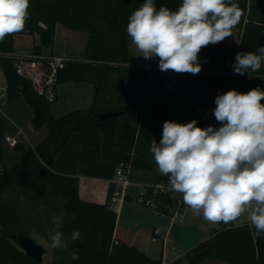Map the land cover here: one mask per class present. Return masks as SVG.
<instances>
[{"label": "trees", "instance_id": "1", "mask_svg": "<svg viewBox=\"0 0 264 264\" xmlns=\"http://www.w3.org/2000/svg\"><path fill=\"white\" fill-rule=\"evenodd\" d=\"M143 2L29 0L24 29L0 41V67L6 80L7 100L20 96L27 100L35 98L49 130L34 147L18 142L13 149L21 154V160L0 173V264H43L27 256L19 242L20 237H30V230H40L42 224L32 215L27 221L26 216L21 215L17 199L5 200L4 193L10 188L19 189L31 206L43 203L67 213L60 231L68 247L55 249L56 257L47 264H162L161 260L141 252L117 226L118 214L112 204L117 166L130 162L134 169L144 168L156 173L149 184L168 182V177L158 172L150 152L152 139L160 142L166 120L187 123L195 119L201 128L209 125L218 128L220 125L213 115L217 94L232 89L240 93L256 87L264 90V62L251 78L247 74H235L231 67L237 52L259 54L258 49L264 47V0H236L242 11L240 22L234 27L241 30L238 46L220 42L202 48L199 53L202 70L195 75L126 66L132 61L144 62L129 52L131 38L126 31L129 16ZM181 2L154 0L157 8L166 6L171 10L178 8ZM58 25L88 34L84 59L69 60L59 72L58 84L66 81L96 84L90 109L75 110L62 117L53 115L52 104L34 94L30 83L16 73L13 60L6 56L15 52L14 35L20 33L37 34L39 42L34 52L41 54L43 48L54 44ZM116 76L118 79L114 78ZM113 83L119 103L106 106L105 93ZM261 103L264 104V100ZM105 112L121 114L100 121V115ZM7 132L8 121L0 115L2 159ZM81 172L110 180L104 203L81 198L77 177ZM145 198L155 200L160 214H169L173 206L169 196L154 194L152 188L147 189ZM238 220L228 224L220 222V228H213L207 240L186 252V264H202L207 260L264 264V236H257L248 222L237 225ZM47 222L51 233V216H47ZM73 230L81 234L76 241L70 240ZM41 234L50 242L49 234ZM73 253H77L79 259L73 260ZM180 263L177 260L172 264Z\"/></svg>", "mask_w": 264, "mask_h": 264}, {"label": "clouds", "instance_id": "2", "mask_svg": "<svg viewBox=\"0 0 264 264\" xmlns=\"http://www.w3.org/2000/svg\"><path fill=\"white\" fill-rule=\"evenodd\" d=\"M29 0H0V41L24 29L29 16ZM242 11L236 0H182L175 10L156 7L144 0L128 18L127 34L146 60L158 57L162 72L198 74L202 70L199 53L208 45L232 36ZM259 54L237 52L231 66L238 75L257 72L264 62ZM264 90L246 93L235 89L217 94L213 110L220 125L215 128L166 120L159 143L153 138L150 152L158 172L168 177L172 191L194 216L210 223L225 224L245 216L257 236H264ZM67 213L52 218L49 234L53 249L68 247L60 231ZM76 218L75 214L71 217ZM73 230L70 240L80 238ZM72 259H79L77 253Z\"/></svg>", "mask_w": 264, "mask_h": 264}, {"label": "crops", "instance_id": "3", "mask_svg": "<svg viewBox=\"0 0 264 264\" xmlns=\"http://www.w3.org/2000/svg\"><path fill=\"white\" fill-rule=\"evenodd\" d=\"M22 34H26V33H22ZM35 35L37 34H34L33 36ZM87 43H88V34H87ZM34 44L35 45L38 44L36 43V40H34ZM51 48L52 51L50 55L63 56L66 58L76 59V56L73 54V52H69L68 50H63L62 52L56 51V53L58 54H54L55 53L54 44L51 46ZM14 50L18 54H27L28 52L34 51L33 49L29 51V50H25V48H21V47L18 48V46L16 49L15 42H14ZM41 54H42V50H41ZM50 55L47 54L46 56H50ZM114 78L118 79V76ZM0 83H1L0 93L4 92L6 94V80L1 67H0ZM65 84H68L67 85L68 87H63L65 86ZM110 86L111 87H109V89L105 93L106 94L105 97L107 100L106 106H111L112 104L119 103L118 100L119 96L117 94L115 95L116 92L114 88L115 83L110 84ZM95 87L96 84L94 82L66 81L60 83L58 85L57 101L51 106L53 115L55 117H60L55 114L57 110L56 106L59 105L61 98L66 97L64 95H67V97L68 95L70 97H74L76 94L77 95L81 94L82 96L85 97L88 108L77 109V110L90 109L94 103ZM33 118L34 116L31 118V121L33 120ZM15 125L17 129L15 128L13 130L15 131L16 136L18 134V131L22 132L19 135L22 136L24 134V131L21 128H19L17 124ZM44 138L42 137L37 144H39ZM77 177L79 179L80 196L82 199L86 201H92L98 203H104L106 201L110 186V180L99 177H92L83 172L78 174ZM155 177H156L155 172L144 168H135V169L132 168L131 171V181L136 184L149 183V181L155 179ZM138 191L139 188L137 185L130 186L127 191V198L125 197L123 199H120L113 204V209L118 214L117 226L118 228L122 229L125 232L127 239L133 245H135L141 252L145 253L146 255H148L153 259L161 260L162 264H172L177 260L181 261L180 264H186L184 260L186 252L191 248L195 247L196 245H198L199 243L207 240L210 237L213 228H217V229L220 228V223L214 224L204 220L202 213L201 216L199 217L194 216L189 207L184 211V214L180 219H174V218L170 219L168 217L161 215L156 211L148 212V210L145 209L143 205L135 201V197ZM145 212H147L148 215H146ZM147 216L148 219L147 221L145 220L146 221L145 225L139 226L136 224L137 221L142 222L143 219ZM242 223H246V221ZM236 224L239 225L241 223L237 222ZM155 229H160L161 233L154 241L153 234ZM150 236H152L151 241H150ZM159 240H161V252L159 256L160 258L156 256L155 252L153 251V248L151 247V242H157ZM202 264H226V263L207 260Z\"/></svg>", "mask_w": 264, "mask_h": 264}, {"label": "rangeland", "instance_id": "4", "mask_svg": "<svg viewBox=\"0 0 264 264\" xmlns=\"http://www.w3.org/2000/svg\"><path fill=\"white\" fill-rule=\"evenodd\" d=\"M241 36V30L233 28L232 30V36L226 38L224 43L230 45V46H238ZM34 40H36V43L39 42V37L37 35L33 36L32 34H16L14 35V42L15 47L18 48H25V50L31 51L34 50ZM87 46V33L81 32V31H75L70 30L62 25H58L56 37L54 41V54L56 51H63L68 50L69 52H73V54L76 56L77 60H83L85 56V50ZM52 48L46 47L42 49V54L47 55L51 53ZM19 52V51H17ZM34 52V51H33ZM28 52L27 54L33 53ZM129 52L131 55L135 57H141L144 60V63H148L150 65H155L158 62V57H154L151 60H146L143 56H140L141 53L137 50L136 46L132 43L129 44ZM73 59V58H69ZM75 59V58H74ZM68 84H65L63 87H68ZM70 85V84H69ZM1 86V83H0ZM1 92V90H0ZM3 94H5L3 92ZM66 97L61 98L59 105L56 106V115L57 116H65L77 109H87V101L84 96L81 94L75 95L74 97H70L68 95H64ZM7 97V95H6ZM70 97V100H69ZM3 112L0 113L1 116L5 117L8 121V133L5 135H11L16 136V133L13 129L16 128L17 124L19 128H21L24 131V134L22 136L16 137L18 142L23 143L27 147H34L37 145L39 140L43 137H45L48 133V126L45 124L40 130L36 131L33 129L31 124V118L35 116V113L31 106L29 105L27 99L25 97H17L13 99H8L6 105L3 107ZM17 126V127H18ZM17 129V128H16ZM3 147L5 151V157L2 159L0 154V173H2L5 169V167H12L16 163H18L21 160V154L14 151L13 147L10 146L7 141L4 139L3 141ZM134 191V190H133ZM5 200L10 199H17L19 201V209L21 212V215L26 218L27 221L30 220L29 217L32 215L39 224H42V228L40 230L32 229L30 230V237L41 244L45 248V255L43 264H47L49 261H51L55 255V249H53L50 246V242L42 237L41 233L50 234L49 229V223L47 222V216H51L53 218L54 216L59 215L60 211L58 209H54L49 207L48 205H45L43 203H40L37 206H31L28 198L21 193L19 189L10 188L9 191L4 193ZM145 209L151 212H155V210L147 208L143 206ZM146 210V211H147ZM145 211V210H144ZM146 215L147 212H145ZM165 217L172 218L169 214H161ZM148 219V216L143 219L142 222L137 221V225L143 226L145 225L146 221ZM146 220V221H145ZM248 222L246 215L240 217L238 220L239 223L242 222ZM2 230V224L0 223V234ZM150 236V241H151ZM151 247L153 248V251L155 252L156 256L160 258V252H161V240L157 242H151Z\"/></svg>", "mask_w": 264, "mask_h": 264}, {"label": "built area", "instance_id": "5", "mask_svg": "<svg viewBox=\"0 0 264 264\" xmlns=\"http://www.w3.org/2000/svg\"><path fill=\"white\" fill-rule=\"evenodd\" d=\"M7 57L13 60V66L16 73L27 80L34 92V94L46 101L49 104H54L58 96V75L59 72L65 68L66 63L71 60L63 56H45L35 52L31 54H7ZM126 66L130 68H139L142 70L153 71L159 70L157 64L150 65L148 63H141L139 61H132ZM160 71V70H159ZM167 72H173L171 70ZM7 103L6 94L0 93V113L3 112V107ZM22 132L18 131L17 136ZM17 136L7 135L5 140L14 147L18 141ZM132 164L130 162H122L117 166L113 183L115 185V193L112 197V204L127 196L128 188L132 185H137L139 191L135 197V201L147 208L157 210V204L154 199H146L145 194L148 188H152L154 194L169 196L173 201V206L170 208L169 215L174 219H180L187 207L184 206L183 195L171 190L168 182H159L156 184H136L131 181ZM157 212V211H156ZM161 233L160 229H155L153 240L155 241Z\"/></svg>", "mask_w": 264, "mask_h": 264}, {"label": "water", "instance_id": "6", "mask_svg": "<svg viewBox=\"0 0 264 264\" xmlns=\"http://www.w3.org/2000/svg\"><path fill=\"white\" fill-rule=\"evenodd\" d=\"M23 90L25 91V89ZM27 101L35 113V116L31 122L32 127L34 130L38 131L46 123L45 115L43 113V110L40 104L35 98H29ZM120 114L121 113H118V112H105L100 115L99 120L103 121L108 118L117 117ZM19 242L27 256L36 260L39 263H43L44 255H45V248L41 244L34 241L31 237H26V236L20 237Z\"/></svg>", "mask_w": 264, "mask_h": 264}]
</instances>
